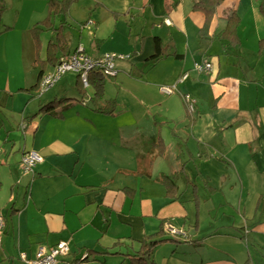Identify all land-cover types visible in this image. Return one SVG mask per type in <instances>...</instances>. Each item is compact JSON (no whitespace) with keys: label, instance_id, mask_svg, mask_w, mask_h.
Segmentation results:
<instances>
[{"label":"crops","instance_id":"crops-1","mask_svg":"<svg viewBox=\"0 0 264 264\" xmlns=\"http://www.w3.org/2000/svg\"><path fill=\"white\" fill-rule=\"evenodd\" d=\"M81 1L99 11L87 18L96 32L102 23L113 28L107 40L125 38L130 60L126 73L105 80L102 100L82 93L55 118L37 113L70 98L66 83L40 97L27 92L39 70L30 29L47 17L46 0H0V264H22L21 252L31 257L59 241L69 242L74 261L86 253L85 264H141L131 256L154 235L164 241L144 264H264V18L257 0H225L216 10L209 34L236 12L235 47L200 39L196 0ZM98 36L89 53L81 41L64 39L70 52L81 46L96 58L108 53ZM155 37L166 50L152 63ZM201 61L213 71L193 72ZM173 84L196 100L193 114L178 93L160 92ZM110 100L113 113L96 110ZM156 133L162 151L153 146ZM26 151L43 159L33 173L22 171ZM161 175L173 176L174 197Z\"/></svg>","mask_w":264,"mask_h":264},{"label":"trees","instance_id":"trees-1","mask_svg":"<svg viewBox=\"0 0 264 264\" xmlns=\"http://www.w3.org/2000/svg\"><path fill=\"white\" fill-rule=\"evenodd\" d=\"M78 0H46L47 7V17L33 25L30 29V34L32 36L36 56L33 62V67L35 69L39 68L37 73L36 83L27 89V92H36L38 90V85L41 77L45 73L47 67L53 68L59 62L60 58L70 53L66 40L64 39L62 33V24L55 26V18L64 16L68 14V10L72 3ZM225 0H196L193 3L192 10L199 12L203 15L204 22L202 27L199 29L198 35L200 39H209V40H224L228 43V46L235 47L239 45V38L237 34V29L240 24L239 18L236 12H232L226 19V25L224 29L217 35H210L209 28L212 21L215 18L217 8L224 3ZM260 12L264 15L263 4L259 6ZM5 10V6L2 4L0 6V27H2L1 17ZM43 34H48L49 39L44 46L43 54L41 53V37ZM154 53L149 58V61L152 63L160 61L165 55L166 48L163 47L161 40L158 37L154 39ZM41 53V54H40ZM89 84L92 89V100L94 102L102 100L104 96V85L105 80L99 72H91L88 76ZM78 80V78H77ZM77 85L80 86L79 89L82 93H85V89L82 87L79 80ZM84 90H83V89ZM62 100L57 102H50L45 105H42L38 111L39 114H48L55 118H62L63 113L69 110L72 104L62 105ZM115 102L113 100L107 101L106 106L103 109H96L97 111L104 114H111L114 112ZM37 115H34L36 117ZM33 117V118H34ZM153 146L156 150L162 151V143L159 135L156 133L153 138ZM157 181L165 188L167 197H174L177 193L175 186V180L173 176L161 175L157 178ZM164 239H159L157 235L149 236L145 238L140 245L139 251L131 256V260H134L139 263H149L153 249L157 244L163 242ZM107 254L109 252H103ZM78 260V259H77ZM141 263V264H142Z\"/></svg>","mask_w":264,"mask_h":264},{"label":"built area","instance_id":"built-area-1","mask_svg":"<svg viewBox=\"0 0 264 264\" xmlns=\"http://www.w3.org/2000/svg\"><path fill=\"white\" fill-rule=\"evenodd\" d=\"M164 23L170 25V20L165 19ZM93 22L86 21L81 28L92 26ZM130 60V55H118L115 53H104L99 57H90L81 46H78L69 54L60 58L59 62L48 73L43 74L40 79L37 95L40 97L50 89H52L58 81L67 73L74 74L78 77L82 87L86 90L90 88L89 74L91 72H99L106 79L116 78L120 72H126V65ZM197 74H209L213 71L212 63L209 61L195 62L191 69ZM189 77V71L183 72L177 83L185 82ZM160 92L170 96L179 94L186 112L191 115L196 109V100L189 94L178 92L176 84L170 86H161ZM43 159L35 151H26L21 156V167L23 173H33L35 167L42 163ZM5 227V219L0 211V242ZM168 233L171 235L178 234V231L169 228ZM71 248L68 241H59L50 247H39L35 254L31 257L21 252L18 256L22 264H85L84 260L88 258V254H83L78 260L68 259Z\"/></svg>","mask_w":264,"mask_h":264},{"label":"rangeland","instance_id":"rangeland-1","mask_svg":"<svg viewBox=\"0 0 264 264\" xmlns=\"http://www.w3.org/2000/svg\"><path fill=\"white\" fill-rule=\"evenodd\" d=\"M261 3L263 4V0H257L258 6H260ZM89 8H90V10H89ZM96 10H97V7H94L92 5H86V3L82 2V1L80 3H78V1H76V2L72 3V5L69 8V11H68L69 16H68V20H67L68 24L64 22L65 21L64 16L55 18L54 21L56 22V21L60 20V23H63L62 24V33L66 37V40H67L69 46L76 45L77 43H79L81 41V43L85 47V51L87 53H89L90 52L89 51L90 50L89 44H91L93 42L94 34H97V35H99L98 37H101L103 39V41H101L99 39V41H98L99 44H103V45L105 44L102 47L103 50H105V51L107 50L108 53H115L118 55H129V54H126L128 46L126 45L127 43H126V40L124 37L120 38L119 36L115 35L113 37V39L107 40V36L113 30L112 26L106 29L105 25L99 22L101 24V26L97 32L95 31L93 26H89L88 28H85L83 30L81 29V31H80L79 25L84 23V21H83L84 19H86V21H88L87 18H88L89 14H92V15H96V14L98 15L99 14V11H96ZM259 12H260V9H259ZM260 14L264 18V15L261 12H260ZM113 17H115V16H113ZM80 21H83V22H80ZM90 21H93V20L90 19ZM213 22L214 21H212L211 25L213 24ZM60 23L58 22L57 25H59ZM120 33L125 36L126 28L123 27V28L119 29V35H121ZM48 39H49L48 34H43V36L41 37V46H42L41 53L42 54H43L44 46H45ZM131 39H132V37H131ZM113 41H115V42L112 43ZM117 42L120 44H118ZM262 42H264V41H262ZM111 44L113 45V47L109 49V46ZM46 69H49V68L47 67ZM122 73H126V72L125 71L120 72L119 75ZM60 83H66L67 84L66 86L68 87L67 91L69 93H71L70 98H66V100L62 101V103L71 102L73 100V97L80 96L81 91H80V89H78L76 87L75 77L72 74L68 73V74H65L64 76H62L61 79L59 80V82L55 85V87L58 88ZM69 84H71V85H69ZM108 90H109V94H111L112 91L110 89H108ZM86 93L89 96V98H92V89L91 88H89L86 91ZM58 101H59V98L57 99V103H58ZM92 103L88 105L90 108L92 106ZM87 262H88L87 259L84 260V263H87Z\"/></svg>","mask_w":264,"mask_h":264}]
</instances>
